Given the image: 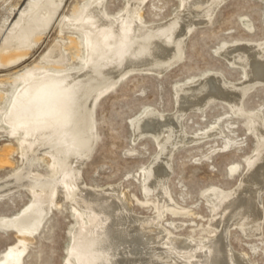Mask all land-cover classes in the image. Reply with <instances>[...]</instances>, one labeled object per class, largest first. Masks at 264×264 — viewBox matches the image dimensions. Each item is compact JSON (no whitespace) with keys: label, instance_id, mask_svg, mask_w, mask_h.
I'll return each instance as SVG.
<instances>
[{"label":"bare ground","instance_id":"1","mask_svg":"<svg viewBox=\"0 0 264 264\" xmlns=\"http://www.w3.org/2000/svg\"><path fill=\"white\" fill-rule=\"evenodd\" d=\"M62 1L34 2L33 12L21 14L23 22H18L2 38L1 65H15L28 57L42 40V31L52 22ZM105 1L88 2L82 15L79 5L80 10L67 18L60 31L68 30V40L63 37V42L52 47L44 66L31 68L14 78L17 88L5 109L0 125H6L7 129H0V136L7 134L11 140L17 139L19 147L12 142L5 144L0 159L10 162L16 152L22 164L17 173L0 180V196L23 187L31 202L15 217L0 218V229L13 230L17 239L1 254L0 264H24L23 258L35 235L54 207L59 208L68 200L73 190H76L73 200L78 225L72 233L67 264H253L243 253L231 250L227 242L230 230L218 229L214 237L196 240L174 235L162 226L161 217L167 210L178 214L180 209L172 208L174 201L163 167L169 164L183 137L185 114L179 108L187 104L205 108L212 101H224L235 116L250 120L249 130L258 140L255 152L264 146L258 133L264 129V114L247 111L243 102L255 85L264 80V42H245L238 54L227 47L218 51L242 70L240 81L245 80L233 84L221 72H214L180 84L182 91L176 87L175 113L166 114L151 107L134 122L133 135L150 136L158 148V154L152 156L141 173L145 197L156 198L157 214L138 215L119 184L98 189L89 187L82 177L83 165L97 137L96 105L130 73H163L178 63L190 32L197 24L209 22L225 0H180V7L171 19L156 23L144 19L143 5L147 0H126V6L116 14L107 11ZM249 29L253 28L249 25ZM73 60L79 65L68 70ZM6 95L5 90H0V102ZM221 131L215 125L200 135L210 137ZM200 139L194 135L192 143ZM40 160L56 170V174L35 173L34 165ZM258 160L259 157L247 160L243 172L248 173L242 180L240 195L231 198L223 188L215 187L207 194L213 209H222L224 221L228 214L240 218L252 214L255 206L258 208L263 191ZM239 169L238 164L231 167L233 174ZM212 196L218 197L212 201Z\"/></svg>","mask_w":264,"mask_h":264},{"label":"rangeland","instance_id":"2","mask_svg":"<svg viewBox=\"0 0 264 264\" xmlns=\"http://www.w3.org/2000/svg\"><path fill=\"white\" fill-rule=\"evenodd\" d=\"M41 1L44 0H0L2 30L0 50L2 38L7 32L18 22L20 24L23 22L22 15L33 12L34 2ZM91 1L63 0L52 22L42 31L44 32L42 40L35 45L28 57L15 65L0 64V90L7 92L0 102V124L11 96L17 88L14 78L26 74L31 68L44 66L45 58L52 47L64 39L68 40V30L60 32L67 18L80 10L79 5L82 7L80 10L82 15L86 5ZM145 3L143 15L147 22L163 21L169 17L171 19L173 13L180 7V0H147ZM125 6L126 0L105 1L107 11L112 14L120 12ZM249 25L252 30L249 29ZM254 41L264 42V0H225L209 22L197 24L190 32L183 58L178 63L163 73L157 74L153 71L130 73L114 89L104 94L96 105L95 146L82 168V177L86 184L98 189L119 184L131 199L133 209L138 215L155 216L156 198L153 195L145 197L141 173L142 168L156 156L158 148L150 136H141L137 133L133 135L134 122L151 107L166 114L175 113L176 87L182 91L183 83L214 72H221L233 84L245 80L240 81L242 70L231 65L219 52L227 47L238 54L245 42ZM67 52L72 55L71 51ZM262 52L264 53V50ZM230 59H233V56ZM78 65V61L73 60L67 69H75ZM251 66V63L247 65L248 71ZM255 86L245 97L244 107L251 113L260 111L264 114V80ZM224 104V101L218 99L205 108L192 104L179 108V112L185 114L183 119L185 129L181 142L176 145V150L169 159L170 167L169 164L163 167V175L168 179L173 197L172 208L176 209L178 206L180 209L177 211L178 214L167 210L161 217V224L174 235L191 236L196 240L202 237L212 238L218 229L230 230L227 242L230 243L231 250L237 251L236 254L243 253L253 264H264V146L258 148V153L255 152L258 140L254 132L249 130L250 120L235 116L231 107ZM215 125L222 130L220 133L210 137L200 135ZM0 129L6 130L7 126L0 125ZM263 130H259L258 133L263 137L264 144ZM194 135L201 137L196 143H192ZM9 137L7 134L0 136L1 154L5 153V144L9 142L19 147V141L11 140ZM254 157H259L256 166L262 171L260 187L263 191L258 208L254 205L252 214H245L240 218L228 214L224 221L220 213L222 209L214 210L206 196L214 187L223 188L232 195L231 198L240 195V189L244 185L242 180L248 173V170L244 172L243 170L247 160ZM44 162L38 161L34 165V172L47 176L56 174V170L48 168ZM21 164L22 160L16 152L10 162L0 159V180L17 173L21 169ZM237 164L240 169L233 174L231 167ZM75 193L76 190H73V195L68 200L59 208L54 207L30 243L23 258L24 264H67L72 233L78 225L74 211ZM217 197L212 196L211 200L215 201ZM29 202L31 196L23 187L21 190L0 196V218L11 215L15 217V214ZM15 243L17 239L13 230L0 229V258L1 254Z\"/></svg>","mask_w":264,"mask_h":264}]
</instances>
